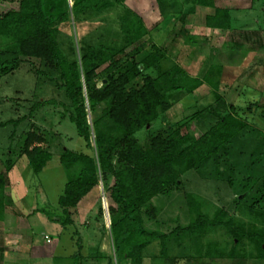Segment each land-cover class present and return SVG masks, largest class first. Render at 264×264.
Returning <instances> with one entry per match:
<instances>
[{"label":"trees","instance_id":"obj_1","mask_svg":"<svg viewBox=\"0 0 264 264\" xmlns=\"http://www.w3.org/2000/svg\"><path fill=\"white\" fill-rule=\"evenodd\" d=\"M259 1L251 0V8ZM125 2L0 0V76L13 73L30 60L54 70L59 82L56 85L69 103V120L89 151L63 150L59 155L67 179L57 201L64 216L60 225L72 227L78 203L99 182L110 178L113 184L109 198L116 208H108L113 252L108 264H139L145 258L163 264L179 258L235 260L241 257L236 247L245 241L253 246L255 259L264 261V131L238 115L234 103L218 92L222 66L209 64L198 77H192L158 45L147 42L152 31L165 30L196 8L211 11L204 16L207 29L234 32L233 9L217 6L216 0H154L159 20L148 29L143 18ZM260 11L264 14L263 9ZM110 15L112 25L106 21ZM88 21L116 29L114 39L97 47L78 46L74 36L61 40L64 26ZM261 27L258 29L264 34V25ZM98 78L104 81L100 88L96 87ZM202 85L211 91L214 104L196 112L189 121L198 123L202 112H207L214 121L207 130L197 137L183 131L189 122L175 123L158 133L149 132L145 145L139 144L135 138L138 131L155 123L181 96L194 94ZM18 122L0 126H16ZM51 139L29 131L18 152L8 153L5 172L0 173V221L10 205L5 188L15 165L11 156L17 160L24 156L31 171L39 174L52 158ZM190 171L215 184L237 187L241 198L232 200L233 208L242 201L243 209L261 226L241 222L224 208L216 209L211 217L203 214L199 204L182 189V177ZM235 175L239 177L235 179ZM175 192L184 194L191 208L188 223L176 225L168 233L147 227L160 225V210L152 204L153 199ZM219 230L233 242L228 252L203 243ZM153 245L158 248L156 253L150 249ZM80 260L78 253L69 263L81 264Z\"/></svg>","mask_w":264,"mask_h":264},{"label":"rangeland","instance_id":"obj_2","mask_svg":"<svg viewBox=\"0 0 264 264\" xmlns=\"http://www.w3.org/2000/svg\"><path fill=\"white\" fill-rule=\"evenodd\" d=\"M127 4L128 8L148 22V28L158 22L159 15L154 0H143L140 3L128 0ZM216 5L233 9L236 31L229 33L207 29L204 26V16L211 11L196 8L193 14L182 16L165 30L158 28L152 31L147 42L158 45L170 60L179 64L192 77H198L209 64L222 66L218 92L234 103L238 115L244 116L249 123L264 131V34L258 29L264 25V14L260 11H264V0L254 3L252 8L251 0H216ZM184 8L186 10L188 6L185 5ZM149 16L151 19H148ZM108 17L106 21L112 25L113 18L111 15ZM150 20L156 22L151 24ZM115 33L116 29L108 24L88 21L64 26L61 40L74 36V43L77 41L78 46L85 44L97 47L100 44L108 45L114 39ZM144 40H148V36ZM29 62L22 63L13 73L0 76V123L19 120L16 126H0V173L5 172L6 160L10 157L8 153L18 152L23 136L29 131L34 130L47 138L52 137L49 143L52 158L39 174H34L24 156L18 160L11 156L16 166L9 179L13 183L17 175L19 191L14 197L16 202H13L5 190L8 204L22 214L36 210L33 215L22 217V220L10 221L12 226L7 228L8 232L13 231L14 238L17 239L16 247H32L27 248L31 252L29 257L22 256L17 262L24 259L30 264H35L34 260L40 264H70L69 260L79 253L82 256L81 264H108L113 259L108 235V208H116L109 198L112 180L107 178L104 183L99 182L78 203L72 227L60 225L59 221H63L64 216L58 209L57 201L63 194L67 179L65 169L59 162V155L63 150L87 154L89 151L76 135L75 127L69 120V103L63 90L56 85L59 83L56 72L38 60ZM34 70L43 73L37 75ZM103 83L98 78L96 87L100 88ZM234 89L236 92H233ZM213 104L214 96L208 87L202 85L194 94L181 96L155 123L138 131L135 138L144 146L149 132L158 133L166 126L180 122H189L183 131L193 132L198 137L214 121L207 112H202V119L198 123L196 120L190 122L189 119L196 112ZM85 107H88L87 101ZM87 122L90 123L89 116ZM238 177L235 175L234 178ZM182 182L184 194H188L199 204L203 214L211 217L216 209L224 208L229 216L241 222H255L256 226H261L243 209L242 201H239V207L233 208L232 200L239 197L237 187H227L225 183L215 184L192 171L183 175ZM184 194L175 192L153 199L152 204L160 210L157 218L160 225L147 224V227L168 233L176 225H186L192 214ZM8 232H3L1 228L0 247L5 245L4 236ZM208 242L226 252L233 244L230 236L223 230L208 235L203 243ZM150 249H155L154 253L158 250L156 245ZM236 250L241 257L235 260L179 258L169 264H264V261L255 259V250L247 241L237 246ZM2 253L3 250L0 252V264H4L5 257H1ZM97 255L105 258H98ZM5 260L13 262L10 259ZM8 261L5 264H9ZM139 264L163 263L145 258Z\"/></svg>","mask_w":264,"mask_h":264},{"label":"crops","instance_id":"obj_3","mask_svg":"<svg viewBox=\"0 0 264 264\" xmlns=\"http://www.w3.org/2000/svg\"><path fill=\"white\" fill-rule=\"evenodd\" d=\"M136 2H138V3H140V2H142L143 0H135ZM127 2H128V0H126V2H125V4L126 5H128L127 4ZM151 16H149V18L148 19H151L150 18ZM153 17V16H152ZM156 22V20L154 21V22H152L151 20L149 21V23H155ZM144 23H145V26H146V28H148L147 27V23L148 22H145L144 21ZM154 25V24H153ZM149 29V28H148ZM15 166L16 165H14V167L12 168V170L11 171H9V173H8V176H7V179H8V185L6 186V188H5V190L7 191V193H9L8 195L10 196V198L12 199V201L13 202H16V200H14V197H16V195L18 194V191H19V189H18V187H19V184H18V181H16L17 179V175H16V178H15V180H14V182L12 183L11 181H10V179H9V175H11L12 174V171L15 169ZM16 181V182H15ZM17 183V184H16ZM6 193V192H5ZM34 211H36V210H34ZM34 211H32V212H34ZM15 214V215H14ZM33 215L34 213H26V214H22L21 212H17V211H15V210H13L12 209V207H10V206H7L6 207V209H5V212H4V216H3V219L0 221V230H1V228L3 229V232H8V230H7V228H8V226H12L11 224L12 223H10V221H14V222H16L17 220H22L21 218L22 217H25V216H28V215ZM16 220V221H15ZM7 230V231H6ZM29 230H30V228H29ZM31 231V230H30ZM9 233V237H7V234ZM8 233H6L5 234V236H4V241H5V245L4 246H1L0 247V252H2V250H3V253L1 254V257L3 258V257H5L4 258V260H3V263L5 264L6 262L5 261H8V260H5V259H10V260H13V262L14 261H16L14 264H30V262L28 261H25L24 259L23 260H21V261H18L17 262V260L18 259H22L23 257L22 256H27V257H29L28 255H30V249L32 248V247H30V246H23V245H19V246H17L16 247V243H17V239H15L16 237H15V235H14V233H13V231H11V232H8ZM28 234V233H27ZM15 237V238H14ZM26 237H29V235H27ZM8 238H10V240L8 239ZM15 239V240H14ZM8 243V244H7ZM34 243H35V241H34ZM34 245V244H33ZM36 246V245H35ZM19 247V248H18ZM28 247H30V249H27ZM39 247H41V246H39ZM38 246H37V248H39ZM19 249H21V250H19ZM17 252V253H16ZM13 253V254H12ZM7 254H9V256H7ZM10 254H12V256L10 255ZM3 255V256H2ZM20 257V258H19ZM31 261V260H30ZM13 262H11V261H8V263L9 264H13ZM34 262H35V264L37 263V264H40L39 262H37V260L35 261L34 260ZM43 264V263H42ZM46 264H48V263H46Z\"/></svg>","mask_w":264,"mask_h":264},{"label":"built area","instance_id":"obj_4","mask_svg":"<svg viewBox=\"0 0 264 264\" xmlns=\"http://www.w3.org/2000/svg\"><path fill=\"white\" fill-rule=\"evenodd\" d=\"M44 239L48 241V238H47V237H44ZM47 241H46V242H47Z\"/></svg>","mask_w":264,"mask_h":264},{"label":"water","instance_id":"obj_5","mask_svg":"<svg viewBox=\"0 0 264 264\" xmlns=\"http://www.w3.org/2000/svg\"><path fill=\"white\" fill-rule=\"evenodd\" d=\"M70 6H71V3H70ZM104 84V83H103Z\"/></svg>","mask_w":264,"mask_h":264}]
</instances>
